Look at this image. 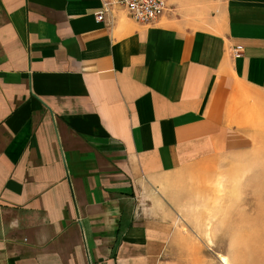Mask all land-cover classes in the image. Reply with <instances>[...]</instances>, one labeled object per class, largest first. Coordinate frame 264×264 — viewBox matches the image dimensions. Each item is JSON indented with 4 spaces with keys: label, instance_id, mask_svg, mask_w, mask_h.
I'll list each match as a JSON object with an SVG mask.
<instances>
[{
    "label": "crops",
    "instance_id": "obj_1",
    "mask_svg": "<svg viewBox=\"0 0 264 264\" xmlns=\"http://www.w3.org/2000/svg\"><path fill=\"white\" fill-rule=\"evenodd\" d=\"M101 8L0 0V264H192L189 218L264 159V0Z\"/></svg>",
    "mask_w": 264,
    "mask_h": 264
},
{
    "label": "rangeland",
    "instance_id": "obj_2",
    "mask_svg": "<svg viewBox=\"0 0 264 264\" xmlns=\"http://www.w3.org/2000/svg\"><path fill=\"white\" fill-rule=\"evenodd\" d=\"M240 173L221 193L228 204H204L189 218L202 248L192 264H264V159L243 162Z\"/></svg>",
    "mask_w": 264,
    "mask_h": 264
},
{
    "label": "built area",
    "instance_id": "obj_3",
    "mask_svg": "<svg viewBox=\"0 0 264 264\" xmlns=\"http://www.w3.org/2000/svg\"><path fill=\"white\" fill-rule=\"evenodd\" d=\"M101 3L102 8L96 14L99 23L112 15L115 6L125 8L132 19L142 25L155 23L167 10V0H101ZM243 52L242 48H233L232 55L234 58H240Z\"/></svg>",
    "mask_w": 264,
    "mask_h": 264
},
{
    "label": "bare ground",
    "instance_id": "obj_4",
    "mask_svg": "<svg viewBox=\"0 0 264 264\" xmlns=\"http://www.w3.org/2000/svg\"><path fill=\"white\" fill-rule=\"evenodd\" d=\"M260 236V235H259Z\"/></svg>",
    "mask_w": 264,
    "mask_h": 264
}]
</instances>
